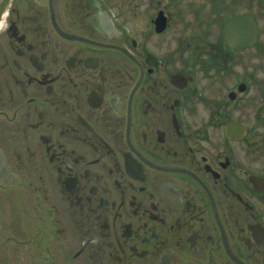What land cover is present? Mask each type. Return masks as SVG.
Segmentation results:
<instances>
[{
    "label": "flooded vegetation",
    "instance_id": "af4514ba",
    "mask_svg": "<svg viewBox=\"0 0 264 264\" xmlns=\"http://www.w3.org/2000/svg\"><path fill=\"white\" fill-rule=\"evenodd\" d=\"M195 4L0 0V264H264V32Z\"/></svg>",
    "mask_w": 264,
    "mask_h": 264
},
{
    "label": "rangeland",
    "instance_id": "374dc122",
    "mask_svg": "<svg viewBox=\"0 0 264 264\" xmlns=\"http://www.w3.org/2000/svg\"><path fill=\"white\" fill-rule=\"evenodd\" d=\"M193 1H196L197 4L192 6V9L197 10L196 14H198V17L202 18L205 23L201 21L203 22L201 23L202 27H199L200 24L197 23L194 18L195 15L192 13V31L195 33L207 31L210 41H215L217 39L224 21L233 15L254 14L258 19L260 29L264 32V0H223L222 3L217 4V7L197 2L203 0ZM260 61L264 62L262 56ZM245 62H247V60H245ZM251 62L255 61L253 60Z\"/></svg>",
    "mask_w": 264,
    "mask_h": 264
},
{
    "label": "water",
    "instance_id": "95a60500",
    "mask_svg": "<svg viewBox=\"0 0 264 264\" xmlns=\"http://www.w3.org/2000/svg\"><path fill=\"white\" fill-rule=\"evenodd\" d=\"M258 33L259 26L252 15L230 18L223 28L228 45L237 51L253 46Z\"/></svg>",
    "mask_w": 264,
    "mask_h": 264
}]
</instances>
